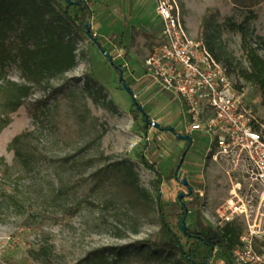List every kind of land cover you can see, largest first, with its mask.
Instances as JSON below:
<instances>
[{"label": "rangeland", "instance_id": "obj_1", "mask_svg": "<svg viewBox=\"0 0 264 264\" xmlns=\"http://www.w3.org/2000/svg\"><path fill=\"white\" fill-rule=\"evenodd\" d=\"M92 1L94 14L88 19L91 29L110 51L113 62L124 68L123 80L130 84L135 97L93 38L69 30L77 39L76 65L53 80L56 86L68 84L56 108L58 126L51 151L57 165L62 155L85 147L83 155L91 159L84 173L88 179L80 184L75 173L60 175L75 186L72 192L78 191L77 196L87 201L76 215L62 218L58 208L50 206L51 195L60 185V177L54 172L58 169L32 178L16 166L14 152L8 149L10 141L23 130L36 127L27 109L21 107L0 133V264H50L34 258L31 252L45 244L57 254V264H98L85 255L97 247L131 243L157 231L158 226L150 219L137 215V208L126 196L120 197L115 183L90 176L96 167L117 160L132 163L137 183L155 195V174L142 164L139 154H145L165 175L182 161L177 178L162 184L163 205L174 221L179 193L183 192V199L190 202L186 224L207 236L216 233V225L206 216L204 205L223 201L233 181L244 173L243 164L236 167L225 157L209 158L210 151L217 148L214 137L203 130L187 132L189 119L181 98L160 88L148 74L146 58L159 39L156 30L160 18L153 1L146 0L142 6L146 17L135 9L134 0ZM172 1L187 32L208 42L216 61L230 70L244 107L264 129V3L247 10L234 6L231 0ZM61 2L66 5V0ZM122 33L126 47L120 46ZM10 76L23 80L18 69H12ZM139 105L153 121L147 134L143 130L144 114L140 112L136 121L131 113ZM169 127L192 135L193 145L186 154L187 140L179 139ZM6 164L10 166L7 170ZM184 179L200 190V204L191 202ZM111 197L116 200L105 208ZM115 260L110 255L102 264H138L133 258Z\"/></svg>", "mask_w": 264, "mask_h": 264}, {"label": "trees", "instance_id": "obj_2", "mask_svg": "<svg viewBox=\"0 0 264 264\" xmlns=\"http://www.w3.org/2000/svg\"><path fill=\"white\" fill-rule=\"evenodd\" d=\"M231 1L234 6L247 10L264 3V0ZM93 14L92 0H66L65 6L61 0H0V133L12 122L15 112L21 107L27 109L36 127L25 129L14 136L8 149L14 152L19 170L32 178L43 172L58 169L54 172L60 177V185L57 192L51 195L50 206L58 208L62 218L76 215L80 205L87 199L82 195L77 196L78 191L72 192L71 189L75 186L68 185L64 175L60 174L71 173V176L75 173L77 182L82 184L88 179L84 177V173L91 159H85V147L79 146L73 153L62 155L58 159L59 163L54 164L56 160L51 147L58 126L56 108L62 100L60 94L65 91L68 81L56 86L53 80L76 65L77 39L69 30H73L76 35H89L101 50L110 54V51L102 46L98 36L94 35L88 22ZM202 38L204 40V35ZM204 44L209 51L212 50L208 42ZM120 46L126 47L123 36ZM261 48L264 49V46ZM215 57L217 59V56ZM112 63L118 73L124 75L122 65L113 61ZM225 68L231 75L230 70ZM12 69H18L23 80L11 78ZM125 83L128 85V82ZM183 106L186 108V105ZM140 112L144 114L143 130L147 134L153 121L145 109L139 107L131 111L136 121L139 120ZM253 125L264 135V129H261L257 121L253 120ZM175 133H179L177 128ZM187 145L190 149L193 143L187 141ZM214 151L215 149L210 151L209 158ZM138 157L142 164L155 174L152 179L155 195L137 183L136 177H133L132 163H124L122 160L96 167L90 176L95 179L104 177V183H115L119 187L118 193L122 195L119 196H126L128 202L137 208V215L150 219L158 226L157 231L131 243L97 247L87 253L86 258H91L98 264L107 261L110 255L116 257L115 262L133 258L138 264H211L213 260H222L225 264L233 263V249L240 242L242 223L235 220L223 226H216V233L207 236L186 224L190 202L180 198L173 221L172 215L163 205L161 187L166 180L177 178L181 162L165 175L145 154L141 153ZM5 166V170L10 168L7 164ZM190 187L193 188L188 194L191 202L200 204V190L194 189L191 184ZM9 197L14 198V195L9 194ZM115 200L116 197H111L104 207H110ZM90 203L95 204L91 201ZM183 223L186 224L185 230ZM31 252L34 258H41L45 263L59 262L57 254L49 245H41L39 249H32Z\"/></svg>", "mask_w": 264, "mask_h": 264}, {"label": "built area", "instance_id": "obj_3", "mask_svg": "<svg viewBox=\"0 0 264 264\" xmlns=\"http://www.w3.org/2000/svg\"><path fill=\"white\" fill-rule=\"evenodd\" d=\"M155 1L163 26L160 40L146 58L148 74L186 105L187 132L203 130L214 137V160L225 157L236 167L244 166L228 196L204 205L205 214L216 226L242 223L230 264H264V135L255 129L256 119L244 107L228 70L185 29L176 2Z\"/></svg>", "mask_w": 264, "mask_h": 264}, {"label": "water", "instance_id": "obj_4", "mask_svg": "<svg viewBox=\"0 0 264 264\" xmlns=\"http://www.w3.org/2000/svg\"><path fill=\"white\" fill-rule=\"evenodd\" d=\"M69 2H72V0H68ZM88 33L90 32V28H88ZM104 53H105V55L111 60V61H113V57L106 51V50H102ZM121 80H122V82L124 83V85H125V88L135 97V94L133 93V91L131 90V88H130V86L129 85H127L125 82H124V80H123V75L121 74ZM139 108L140 109H143V107L142 106H140L139 105ZM146 119H148V116H146ZM155 125L156 126H158L159 124L158 123H155ZM169 130H171V131H175V128L174 127H169ZM176 136L179 138V139H185V140H187V141H189L190 143H192L193 142V138H192V136L190 135V134H182V133H177L176 134ZM184 159V156L182 157V160ZM181 163H182V161H181ZM181 163H180V165H181ZM182 183H183V185H189V181L188 180H186V179H184V180H182ZM193 191V188L192 187H189V192H192ZM183 196H184V193L183 192H180L179 193V198L182 200L183 199ZM182 226H183V228H184V230L186 229V224L185 223H183L182 224Z\"/></svg>", "mask_w": 264, "mask_h": 264}, {"label": "crops", "instance_id": "obj_5", "mask_svg": "<svg viewBox=\"0 0 264 264\" xmlns=\"http://www.w3.org/2000/svg\"><path fill=\"white\" fill-rule=\"evenodd\" d=\"M145 1L146 0H134V6H135V9L136 8H138V9H140V15H143V16H145L146 17V15L148 14L147 12H146V9H143L144 7H142V6H144L145 5ZM153 1V4H154V7H155V11H156V1L155 0H152ZM156 13H157V11H156ZM158 14V13H157ZM159 16V15H158ZM159 18H160V23H159V28H157V30H156V32L158 33V35H157V37L159 38V39H157L156 40V44L158 43V41L160 40V37H161V34H162V19H161V17L159 16ZM123 35H121V36H123L124 37V40H126L125 39V34L124 33H122ZM121 36H120V39H121ZM120 39H119V41H120ZM126 42V41H125ZM126 44V43H125ZM156 44L154 45V47L156 46ZM154 47H153V49H154Z\"/></svg>", "mask_w": 264, "mask_h": 264}, {"label": "flooded vegetation", "instance_id": "obj_6", "mask_svg": "<svg viewBox=\"0 0 264 264\" xmlns=\"http://www.w3.org/2000/svg\"><path fill=\"white\" fill-rule=\"evenodd\" d=\"M174 133H175V131H173ZM175 134H177V133H175ZM193 143V142H192ZM192 143H190V144H192ZM189 149V146L186 148V151H185V154H186V152H187V150ZM184 154V155H185ZM186 187L188 188V191H189V187H190V183H189V185H186ZM188 193H190V192H188Z\"/></svg>", "mask_w": 264, "mask_h": 264}]
</instances>
